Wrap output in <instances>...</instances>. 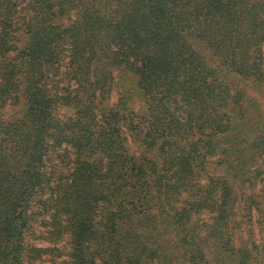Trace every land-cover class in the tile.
Listing matches in <instances>:
<instances>
[{
    "label": "trees",
    "instance_id": "obj_1",
    "mask_svg": "<svg viewBox=\"0 0 264 264\" xmlns=\"http://www.w3.org/2000/svg\"><path fill=\"white\" fill-rule=\"evenodd\" d=\"M0 264H264V0H0Z\"/></svg>",
    "mask_w": 264,
    "mask_h": 264
}]
</instances>
